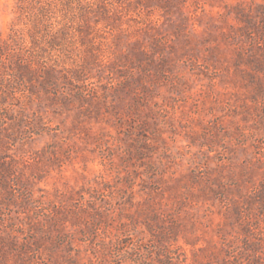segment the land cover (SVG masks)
Wrapping results in <instances>:
<instances>
[{"label":"rangeland","instance_id":"rangeland-1","mask_svg":"<svg viewBox=\"0 0 264 264\" xmlns=\"http://www.w3.org/2000/svg\"><path fill=\"white\" fill-rule=\"evenodd\" d=\"M0 264H264V0H0Z\"/></svg>","mask_w":264,"mask_h":264}]
</instances>
